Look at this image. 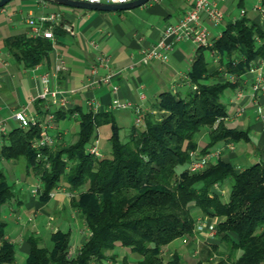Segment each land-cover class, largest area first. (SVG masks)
<instances>
[{
	"label": "trees",
	"instance_id": "trees-1",
	"mask_svg": "<svg viewBox=\"0 0 264 264\" xmlns=\"http://www.w3.org/2000/svg\"><path fill=\"white\" fill-rule=\"evenodd\" d=\"M53 30L60 34L63 29L55 25ZM8 44L26 67L42 62L53 49V41L45 37L19 35ZM212 57H217L213 70ZM260 58L264 59V31L243 15L229 22L212 45L198 48L188 72L196 89L186 95L163 91L155 103L156 112L144 116L142 128L133 124L126 140L113 112L103 105L97 111H83L79 106L55 111L57 121L80 112L75 139L55 147L33 146L41 136L39 124L15 127L4 134L0 160H24L27 172L41 179L43 201L68 184L71 204L90 230L73 255L69 231L53 232L52 247L29 236L25 264H101L108 259L113 264H184L178 252L169 258L162 252L177 238L194 239L197 219L192 205L221 218L217 236L226 246L223 250L221 244H204L195 264H264V161L242 170L222 159L211 160L199 172L186 167L204 128L208 142L202 153L222 140L249 138L247 131L226 124L223 97ZM36 106L41 113L47 112ZM103 124L112 128L111 155L97 157L87 147ZM229 179L230 195L223 200L214 187ZM15 194L0 166V264L17 261L16 246L7 238L8 223L2 217L4 205ZM117 245L129 248L137 260L131 262L125 255L118 262V255L111 253ZM215 255L218 259L213 262Z\"/></svg>",
	"mask_w": 264,
	"mask_h": 264
},
{
	"label": "crops",
	"instance_id": "crops-1",
	"mask_svg": "<svg viewBox=\"0 0 264 264\" xmlns=\"http://www.w3.org/2000/svg\"><path fill=\"white\" fill-rule=\"evenodd\" d=\"M25 1L27 3L24 2L20 8L15 9L17 4L14 0L0 8V115L5 119L8 131L20 126L13 117V113L21 107H27L29 114L35 113L40 119L45 120L50 113L59 109L66 110L79 106L83 111H87V101L92 98L100 101L101 106L103 105L106 110H111L119 126L123 127L131 114L138 115L137 109L143 117L147 113H155V103L163 91L170 90L186 95L196 89L188 75L199 48L194 42L186 40L177 43L166 62L152 60L144 63L142 60L143 49L154 45L167 25L182 20L187 11L193 7L195 0H150L144 5L131 9L93 10L95 13L92 14L90 10L84 9L83 15L87 17L86 20L83 16L81 19L75 16L79 12L74 9L62 10L60 7L62 4L54 1ZM213 1L224 13V19L219 24H215L205 15L203 16L210 30L211 41L221 36L229 22L236 21L243 15L257 23L264 31V1ZM258 4L262 5L263 10L256 8ZM25 10L28 11V17L21 18ZM242 10L245 12L242 13ZM51 13L59 14L52 22L62 27V33L55 34L53 49L47 58L34 67H26L10 51L8 40L19 35L30 36L28 19L33 17L40 20L41 17ZM66 13L69 15H65ZM67 25L72 31L66 29ZM102 54L110 55L112 67L120 72L110 84L88 88L85 84L91 74V67ZM212 55L210 53V56ZM59 56L67 62L68 70L61 72L52 84L59 86L60 94L63 95H69L71 89L76 90L70 95L67 107L58 103H48L38 98L42 90L40 75L47 70H54ZM212 59L211 70L216 66L217 57H212ZM256 65L260 68L249 69L241 76V82L227 89L224 95V102L227 105L226 124L247 131L249 138L239 141L222 140L209 150L218 151L213 161L222 159L230 162L236 170H242L256 162L264 161V90L256 94V97L253 90L259 74L264 75V59H258ZM105 71L104 68H100L101 74ZM113 85L119 86L116 94L112 90ZM238 89H241L242 96L236 99L235 94ZM115 96L123 102H132L133 106L126 108L112 106ZM37 103L42 110L47 112L41 113L36 106ZM259 103L262 113L258 109ZM79 114L77 110L71 117L67 116L58 121L54 119L50 132L58 135L62 143L69 142L67 137L70 130L74 128V125L70 123V118L78 119ZM111 134L110 124H103L98 128V135L101 139H109ZM3 137L4 135L0 134V149ZM197 142L198 149L202 150L200 138ZM0 164L4 168L17 170L16 181L20 185L15 188V197L9 200L6 203L7 206L2 209V217L8 223L7 238L14 242L17 250L15 264H19L24 257L26 261L30 250L29 236L40 238L41 245H43L45 239L51 238L52 233L58 229L71 233L70 253L72 255L77 253L89 237L90 230L81 213L72 206V192L67 185H60L51 193L49 200L43 201L40 199L41 179L33 171L27 172L24 160L1 159ZM225 183L218 184L214 189L223 194ZM191 207L196 214V219L201 217L206 221L218 222L221 219L216 215L205 214L195 205ZM195 238L188 241L186 245L191 251L197 248L199 251L194 255L199 257L204 244L221 243L218 236H211L208 231L195 235ZM182 246L186 247L184 244ZM182 246L177 248H182ZM167 248L168 245L164 249L170 252L171 249ZM131 256L132 258H129L131 262L138 258L135 253H131ZM107 264H112L110 259L107 260Z\"/></svg>",
	"mask_w": 264,
	"mask_h": 264
},
{
	"label": "built area",
	"instance_id": "built-area-1",
	"mask_svg": "<svg viewBox=\"0 0 264 264\" xmlns=\"http://www.w3.org/2000/svg\"><path fill=\"white\" fill-rule=\"evenodd\" d=\"M1 1V0H0ZM89 2H106V3H126L130 0H84ZM261 2L264 0H260ZM257 9L263 10L261 4L256 5ZM245 10H242L244 13ZM209 18L213 23L219 24L224 19V13L220 10L217 3L213 0H195L193 7L187 11L182 20L177 23H171L165 27L158 41L151 47L143 49L142 60L144 63H149L152 60H160L166 62L169 60L170 53L174 46L181 42L190 40L194 42L198 47L210 46L212 41L210 40V30L206 25L203 16ZM59 16L58 13H51L50 15L43 16L40 20L35 18L28 19V25L30 26L31 37H45L52 41H55L54 26L52 22ZM66 29L72 31L69 25ZM112 59L108 54L100 55L96 63L91 67V74L87 83L85 84L88 88H94L101 85L110 84L113 79L119 74L120 70L112 67ZM253 65L251 70L259 69ZM100 68H104L105 73H100ZM68 70V64L63 57L59 56L57 64L54 70H47L40 75L42 82V90L38 94V98L42 101L58 103L63 107H67L70 102V95L75 93V89L69 91V95L60 94L61 91L59 86H53L52 81L57 80L59 74L63 71ZM119 86L113 85V92H118ZM254 95H258L264 90V75L259 74L258 81L253 85ZM242 96L241 89H238L235 94V98L239 99ZM88 109L97 111L101 107L100 101L92 98L87 101ZM112 106L114 107H130L133 106L130 101H121L117 96L113 99ZM259 112L262 113V107L259 103ZM240 110H242L240 108ZM137 117L135 123L138 125L144 124V117L140 110L137 109ZM13 117L19 122L20 127L27 128L31 125L39 124L41 127V136L33 141V146L36 149L42 147L51 146L55 147L58 144H62V140L58 135H54L50 132L53 127V121L55 114L50 113L45 120L38 117L37 114H29L27 107H21L13 113ZM8 133V128L5 119L0 115V134L4 135ZM100 139L95 137L87 147V151L97 157H103L104 154L99 147ZM218 154V151H208L200 156L192 155L188 162V169L191 172H199L203 170L206 165ZM41 154L39 153L38 156ZM216 184L215 186H217ZM217 224L218 221H206L199 217L197 218V224L195 228V235L201 234L204 231H208L209 235L217 236ZM186 242L187 239L184 238ZM216 256V255H215ZM214 256V257H215Z\"/></svg>",
	"mask_w": 264,
	"mask_h": 264
},
{
	"label": "rangeland",
	"instance_id": "rangeland-1",
	"mask_svg": "<svg viewBox=\"0 0 264 264\" xmlns=\"http://www.w3.org/2000/svg\"><path fill=\"white\" fill-rule=\"evenodd\" d=\"M14 1L17 4L15 9L16 8H20L24 4V2L27 3L25 0H14ZM33 1H35V0H33ZM60 7H61L62 10H65V11H70V10H73V9L76 10L79 13L77 15H75V16L79 17V19H81L82 16H83L84 20H86V18H87L86 16L83 15V13L85 12L84 9L72 8L71 6H67V5H60ZM88 10H90V9H88ZM89 12L91 14L95 13L93 10H90ZM67 14L68 13H66L65 15H67ZM23 17L24 18L28 17V11L27 10L22 12L21 18H23ZM208 55H209V53H208ZM224 99H225V97H223V100ZM136 117H137L136 114L135 115L131 114L130 115V119H127L125 121L124 126L122 127L121 132H120L121 137H122L123 140H126L128 138L129 128L131 126V123L134 122V120H136ZM70 120H71L70 123H72L74 125L73 126L74 128H72L70 130V134L67 137L68 141H71V140L75 139L76 134H77V132L79 130V120L75 119V118H70ZM134 124H136V123L134 122ZM142 126H143L142 124L138 125L139 128H142ZM98 137H99V135H98ZM198 138H200V145L204 147L207 144V142H208L207 128H204L201 131V133L197 136V139ZM99 139H100V144H99L100 150L102 151V153L105 156H110L111 155V144H110L109 139H101L100 137H99ZM65 140H66V138H65ZM219 143L220 142H218L216 144H219ZM191 154L197 157L199 154H202V151L199 150V149H196V150L191 151ZM191 156H190V158H191ZM0 166L2 167V170L6 173V175L9 177L10 183L13 184L15 186V188L19 187L20 185L17 184V181H16V178H17V175H18L17 170H11V169H8V168H4L1 164H0ZM188 166L189 165L187 164L186 167H188ZM66 185H68V184H66ZM231 185H232V180L231 179L227 180V182L224 185L225 191L223 192V194H221V197H222L223 200H228L229 195H230V191H231ZM6 206L7 205L5 204L4 207H6ZM8 231H9V229L6 228V232H8ZM187 242H188V240L185 242L184 238H182V237L175 239L174 241H172L168 245L167 249H171L170 252L168 250H165V249L163 250V252H162L163 256L165 258H169L175 252H178L181 255V258H182V261H183L184 264H195V262L199 259V256H195L194 254H197V251H199V250L196 248L194 251H191V249L187 248V245H186ZM183 244L186 247H183L182 246ZM220 244H221V249L224 250L226 248V246L222 242ZM43 245L46 246V247H52L53 242H52L51 238L48 237L47 239H45ZM179 246H182V248H177ZM111 253H116L118 255V258L116 259L118 262L121 260L119 257H123L125 255H129V258H132L131 251L129 250V248L121 246V245H117L116 248L113 251H111ZM217 259L218 258L215 256L212 259V261L215 262V261H217ZM116 260H114V261H116ZM103 262L105 264H107V260H104ZM110 262H111V259H110ZM111 263L113 264L114 262H111ZM19 264H25V257H24V259H22V261Z\"/></svg>",
	"mask_w": 264,
	"mask_h": 264
},
{
	"label": "water",
	"instance_id": "water-1",
	"mask_svg": "<svg viewBox=\"0 0 264 264\" xmlns=\"http://www.w3.org/2000/svg\"><path fill=\"white\" fill-rule=\"evenodd\" d=\"M11 0H1L0 8L9 3ZM57 2L62 5H67L71 7H78L90 10H100V11H117L135 8L144 5L150 0H130L126 3H106V2H89L84 0H50Z\"/></svg>",
	"mask_w": 264,
	"mask_h": 264
}]
</instances>
